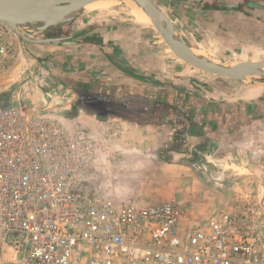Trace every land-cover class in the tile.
Here are the masks:
<instances>
[{"label": "built area", "instance_id": "built-area-1", "mask_svg": "<svg viewBox=\"0 0 264 264\" xmlns=\"http://www.w3.org/2000/svg\"><path fill=\"white\" fill-rule=\"evenodd\" d=\"M14 35L0 22V71ZM104 144L0 100V264H264L262 206L190 220L122 199Z\"/></svg>", "mask_w": 264, "mask_h": 264}, {"label": "crops", "instance_id": "crops-1", "mask_svg": "<svg viewBox=\"0 0 264 264\" xmlns=\"http://www.w3.org/2000/svg\"><path fill=\"white\" fill-rule=\"evenodd\" d=\"M220 1L156 0L155 3L173 21L194 52L214 56L219 43L231 48L232 37L249 38L251 31L256 32L264 20V3L259 0H242L250 9L243 4L235 7V4ZM54 28L57 32L71 29L69 37L73 40L70 43L75 45L67 53L78 60L75 66L78 83L66 89L64 94L72 93L73 100L65 105L79 109L80 118L85 122L96 123L98 132L94 134L105 142L104 157L113 160L117 195L121 157L125 153L117 139L119 135L126 131L133 137L143 134L146 142L150 138L147 133L157 130L159 144H166L169 149L164 156H172V162H178L209 150L221 136L232 138L233 130L247 126L248 107L254 108V103L264 100V81L250 83L246 80L236 86L237 82L233 84L195 72L173 59V64H168L166 55L160 56L153 45L150 31L125 17L118 21L102 13L79 14L66 24L48 30ZM9 41L17 52L31 48L15 36ZM31 49L37 56H47L49 61L51 54L57 55L60 51L54 41L34 43ZM105 62L112 70L105 73L95 68L102 63L106 65ZM140 69L147 71L146 74L139 73ZM66 96H63L65 100ZM74 129L93 134L83 125ZM110 130L112 134L108 133ZM130 151L132 153L133 149L128 148L127 153Z\"/></svg>", "mask_w": 264, "mask_h": 264}, {"label": "rangeland", "instance_id": "rangeland-1", "mask_svg": "<svg viewBox=\"0 0 264 264\" xmlns=\"http://www.w3.org/2000/svg\"><path fill=\"white\" fill-rule=\"evenodd\" d=\"M155 1L153 0L154 3ZM259 1L264 3V0ZM220 2L229 5L243 4V7L251 8L242 0ZM92 7H85L79 14L102 13L118 21L125 17L150 31L153 45L157 47L160 56L166 55L168 64L172 65L173 59L177 64L188 66L195 72L222 78L227 82L229 80L233 84L237 82L236 86L246 80L250 83L264 81V77L260 76H250L236 81L204 72L184 62L174 54L149 16L130 3V0H112L100 5L95 3ZM139 12L145 15L146 19L138 18ZM259 25L256 32L255 29H251L252 34L249 38L234 36L231 48L227 47V44L219 43L216 55L206 57L228 65H234L237 61L240 63L262 60L264 20ZM249 26L254 25L249 23ZM56 30L47 29L42 33L26 31L27 36L35 39L58 38L54 43L59 44V54H51L52 59L49 61L47 56H37L31 49L34 43H25V46L31 48L15 51L5 69L0 71V100L9 104L22 103L30 113L37 112L55 117L74 128L83 125L93 134L97 133L95 122H85L86 120L80 118L79 109L68 108L65 105L71 98L73 100L72 93L64 94L66 89L73 88L78 83L75 69L78 60L74 59L75 56L70 55L72 59L68 55L75 45L74 43L71 46L70 43L73 40L69 37L71 29L59 32ZM220 41L226 42L227 39ZM90 53L87 54L91 55ZM219 56L222 59H219ZM92 62H89L90 66ZM105 64L102 63L95 68L105 73L112 70L107 62ZM177 71L180 72L178 69ZM146 72L139 70L141 74ZM64 95H67V100L63 98ZM253 105L254 108L248 107L249 122L244 129L233 130L232 138L221 136L217 138L215 144L212 143L208 147L209 150L178 162H172V156H164L165 151L169 149L166 144H159L160 134L157 130L147 133L150 138L146 142L143 134H135L134 137L130 134L129 137L126 131L125 134L119 135L117 139L125 148L123 149L125 153L121 157L119 197L136 204L174 202L184 210L190 220H205L223 211H244L250 206L254 209L262 206L259 211L260 214L264 213V100ZM108 133H111V130ZM128 148L133 149L132 153L131 151L127 153ZM203 153L207 155L203 156ZM132 156L134 163L131 165Z\"/></svg>", "mask_w": 264, "mask_h": 264}, {"label": "water", "instance_id": "water-1", "mask_svg": "<svg viewBox=\"0 0 264 264\" xmlns=\"http://www.w3.org/2000/svg\"><path fill=\"white\" fill-rule=\"evenodd\" d=\"M93 1L95 0H0V22L23 41L53 42L58 38L35 39L27 36L26 31H44L66 24ZM132 1L142 7L174 54L184 62L204 72L236 81L247 79L250 76L264 77V58L259 61L227 65L197 54L179 34L173 21L153 0Z\"/></svg>", "mask_w": 264, "mask_h": 264}, {"label": "bare ground", "instance_id": "bare-ground-1", "mask_svg": "<svg viewBox=\"0 0 264 264\" xmlns=\"http://www.w3.org/2000/svg\"><path fill=\"white\" fill-rule=\"evenodd\" d=\"M110 1H112V0H95V1H93L92 3H90L89 5H87V6H89L90 8L93 6V4H95V3H98L99 5L100 4H103V3H106V2H110ZM127 2V1H126ZM129 2V1H128ZM130 3H132V4H134V5H136L139 9H141L143 12H144V10L142 9V7L137 3V2H135V1H132V0H130ZM87 6H86V8H87ZM93 8V7H92ZM139 17L138 18H144V19H146L145 18V15H147L145 12H144V14L145 15H143V14H141L140 12H139ZM148 16V15H147ZM149 18V17H148ZM206 54V53H205ZM216 60V59H215ZM236 62V61H235ZM234 62V63H235ZM237 63H238V61H237ZM236 63V64H237ZM227 64V63H226ZM228 65V64H227Z\"/></svg>", "mask_w": 264, "mask_h": 264}]
</instances>
